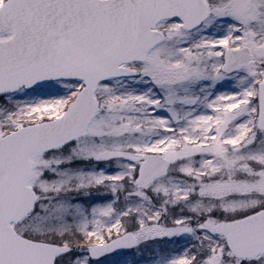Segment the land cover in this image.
<instances>
[{
    "label": "snow or ice",
    "instance_id": "snow-or-ice-1",
    "mask_svg": "<svg viewBox=\"0 0 264 264\" xmlns=\"http://www.w3.org/2000/svg\"><path fill=\"white\" fill-rule=\"evenodd\" d=\"M0 264H264V0H0Z\"/></svg>",
    "mask_w": 264,
    "mask_h": 264
}]
</instances>
